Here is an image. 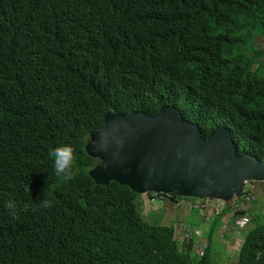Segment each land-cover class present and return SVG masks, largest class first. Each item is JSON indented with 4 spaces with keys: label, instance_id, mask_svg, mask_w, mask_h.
Returning <instances> with one entry per match:
<instances>
[{
    "label": "trees",
    "instance_id": "1",
    "mask_svg": "<svg viewBox=\"0 0 264 264\" xmlns=\"http://www.w3.org/2000/svg\"><path fill=\"white\" fill-rule=\"evenodd\" d=\"M263 57L264 0H0V264H264L251 207L232 203L235 225L250 218L235 255L216 243L221 214L203 238L187 223L178 241L181 221L151 223L141 195L95 185L86 154L106 112L165 105L264 162ZM61 145L73 148L71 180L55 174ZM44 197L53 206L33 210Z\"/></svg>",
    "mask_w": 264,
    "mask_h": 264
},
{
    "label": "water",
    "instance_id": "2",
    "mask_svg": "<svg viewBox=\"0 0 264 264\" xmlns=\"http://www.w3.org/2000/svg\"><path fill=\"white\" fill-rule=\"evenodd\" d=\"M86 154L99 162L89 173L95 185L113 182L136 195L230 201L244 183L264 182V162L236 156L228 129L219 127L205 140L173 106L152 116L106 112Z\"/></svg>",
    "mask_w": 264,
    "mask_h": 264
},
{
    "label": "rangeland",
    "instance_id": "3",
    "mask_svg": "<svg viewBox=\"0 0 264 264\" xmlns=\"http://www.w3.org/2000/svg\"><path fill=\"white\" fill-rule=\"evenodd\" d=\"M262 62H264V57L260 60ZM257 185H255V183H250L247 187V189L251 188L253 186V188H251L250 190L253 191V196L255 197V203L257 202V198L261 197L262 194L264 193V182L263 183H256ZM257 186V187H256ZM244 189V187L237 193V194H240L242 192V190ZM143 198L146 197V195H142ZM263 200L260 198V203L263 204L262 202ZM181 203H184V202H181ZM255 204L251 205L253 210H255L256 214L255 216L257 215L258 213V206H254ZM189 206H194V207H198L200 206L199 204H191ZM152 207H154V212H151L148 217L151 219H156L159 217V214L158 213H161L163 212V214L165 215L164 217V222H171V221H174V219H176V221H182V218H183V215H182V210L179 209V208H174L172 206V203L168 200L165 199L164 202H159V201H156L154 204H152ZM139 208V205L137 207V209ZM151 208V205L149 203L143 205V208H142V212L141 213H144V211L146 210H149ZM186 211V210H184ZM188 212H192L188 210ZM191 215H189V222L188 224L190 225V230L191 232L195 233L197 236L200 235V237H203L205 236V234L207 233V229L208 227L201 224L200 225V228H198L197 224L201 223V219H204L201 215H195L193 217L190 218ZM249 218V217H248ZM239 221H241L243 224L246 223V217H241L239 218ZM249 221H250V218H249ZM261 223H264V218H261L260 219ZM195 222V223H193ZM186 224H177L176 225V229H177V235H176V239L178 241H181V239L183 238V235L186 234L188 231H184L183 232V228ZM235 228H233L234 230L233 231H230L229 228H231L232 226L228 225V224H224L221 229H220V237L218 238L217 242L216 243H222L225 245V248L223 251H227V254H230L232 255L233 254V251H236L237 249H239V244H240V240H241V232L243 229L240 230L239 232V228H238V224L234 225ZM233 226V227H234ZM244 226H247V224H245ZM243 226V227H244ZM250 226V225H248ZM223 235V236H221ZM229 238V239H228ZM231 240V241H230ZM200 243H202V241H200ZM203 246L205 245V242L202 244ZM196 247H199L201 248V244L200 245H195L194 248L192 249V254L195 253L196 251ZM226 255V253H225ZM235 255V254H233ZM226 258V256H222L221 257V260H224ZM232 261V260H231ZM221 264H233L231 262H222Z\"/></svg>",
    "mask_w": 264,
    "mask_h": 264
},
{
    "label": "clouds",
    "instance_id": "4",
    "mask_svg": "<svg viewBox=\"0 0 264 264\" xmlns=\"http://www.w3.org/2000/svg\"><path fill=\"white\" fill-rule=\"evenodd\" d=\"M235 154H236V149H235ZM50 155L54 158L55 174L58 177L63 176V178L66 179V180L73 179L74 178L73 166H74V163H75V156H74L73 148L70 145H61V146L56 147L50 153ZM250 183L251 182H248V184H250ZM245 184L246 183L243 184V187H244ZM251 193L253 195V191L252 190H251ZM167 197L172 198L174 201L168 200ZM161 199H163V201L165 199L170 201L172 204H174V206H173L174 208L183 209V210H186V212H188V210L189 211L192 210V212H194V213H195V210H196V212L198 214H199L198 209L196 207L188 206L189 203H191V204H201V203H204L206 200H216V199H210V198L199 199V198H189V197H179V200H176L175 196H172V195H161V194H153L152 196L149 197V200L151 202H156V201H159ZM220 201H223V200H220ZM231 201L232 200L225 201V202L229 203ZM253 201H254V196H253ZM253 201L251 203H249L246 207L249 208V206L253 203ZM181 202H184V203H181ZM53 204H54V201L52 199L44 197L43 199H39L38 200L36 208L33 209V210H39L41 208H45V209L51 208L53 206ZM4 206H5V208H7L9 210L10 214L13 217L17 216V204H16L15 200H11L10 199V200L6 201ZM26 208H27V206H26ZM226 213H232L233 216L235 215L236 212H234V210H233V205L228 206L225 210H222L219 214H221L222 217H223V215H225ZM213 218H214V216H212L211 221H213ZM203 221H206V219H203ZM211 221H209V222H211ZM183 223L184 222H181V224H183ZM186 225H187V223H186ZM221 227H220V229H221Z\"/></svg>",
    "mask_w": 264,
    "mask_h": 264
},
{
    "label": "built area",
    "instance_id": "5",
    "mask_svg": "<svg viewBox=\"0 0 264 264\" xmlns=\"http://www.w3.org/2000/svg\"><path fill=\"white\" fill-rule=\"evenodd\" d=\"M248 185L249 184L246 183L242 192L240 194L235 195L232 201L229 203L220 200H206L204 203L199 204L200 206L196 207L198 209L199 215L206 219V221H211L212 216L219 214L228 206L233 205L232 203L234 202L239 204L241 207H246L249 203L253 201V195L250 190L251 188H253V186L249 189L245 188ZM237 204L233 205L234 212H237L241 208ZM189 205H191V203H189L188 206ZM241 217H246V223L249 222V218L246 214L238 215L236 224H238V227L240 228H242L246 224H243L241 221H239V218Z\"/></svg>",
    "mask_w": 264,
    "mask_h": 264
},
{
    "label": "crops",
    "instance_id": "6",
    "mask_svg": "<svg viewBox=\"0 0 264 264\" xmlns=\"http://www.w3.org/2000/svg\"><path fill=\"white\" fill-rule=\"evenodd\" d=\"M259 183H263V182H259ZM264 185V184H263ZM257 187V186H256ZM264 187V186H263ZM260 198L263 200L262 202H263V204H261L260 203ZM165 201V200H164ZM163 201V202H164ZM160 202V201H159ZM147 203H149L150 205H151V208L149 209V210H146V211H144V213H141L142 212V208H143V205H145V204H147ZM155 202H151L150 200H149V197L148 196H146L145 198H143V196L141 195L139 198H138V201H137V205H139V211H140V213L147 219V221H149V222H151V223H153V222H158V223H161V222H164V217H165V215L163 214V212H161V213H158L159 214V217L158 218H154V219H152V221H151V219L148 217V215L151 213V212H154V207H152V204H154ZM252 204H255L254 206H258L259 208H258V215H260V216H262L263 218H264V193L262 194V196L261 197H259V198H257V202L255 203V197H254V201H253V203ZM251 204V205H252ZM249 206V208L251 207L252 208V206ZM172 206H174V204H172ZM182 210V215H183V218L182 219H185V221H181V222H184L183 224H186V223H189V222H191V221H189V215H191L190 216V218L191 217H193L194 216V214L196 215H199L197 212H196V210H195V213L194 212H192V213H189V212H186V211H184L183 209H181ZM252 210H253V208H252ZM254 211V210H253ZM254 214H256V212L254 213ZM233 214L232 213H226L225 215H223V217L221 218L222 219V223H221V226L223 225V224H228V225H230V226H232L231 228H229L230 230H232L233 228H235V224H234V219H233ZM171 222H173V221H171ZM171 222H167V223H171ZM193 223H195V222H193ZM201 224H203V225H205V226H208V225H206L205 224V221H203V219H201V223H199V224H197V226H198V228H200V225ZM234 226V227H233ZM201 238H203V237H201ZM229 239V238H228ZM231 241V240H230ZM240 245V244H239Z\"/></svg>",
    "mask_w": 264,
    "mask_h": 264
}]
</instances>
